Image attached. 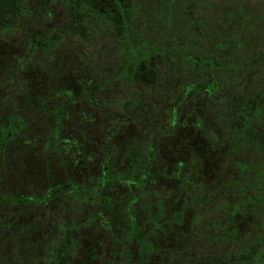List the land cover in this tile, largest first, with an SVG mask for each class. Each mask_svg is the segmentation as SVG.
I'll return each instance as SVG.
<instances>
[{
	"label": "rangeland",
	"instance_id": "374dc122",
	"mask_svg": "<svg viewBox=\"0 0 264 264\" xmlns=\"http://www.w3.org/2000/svg\"><path fill=\"white\" fill-rule=\"evenodd\" d=\"M68 3L24 0L17 26L0 29V119L27 126L0 187L17 196L0 203L13 233L0 230L10 238L2 258L46 264L67 237L56 264H106L108 253L112 264H180L181 251L230 259L250 243L264 264V151L232 125L264 134V0H135L132 41L174 58L150 86L121 76L129 55L111 26L86 20L81 37ZM51 91H62L55 124L36 106ZM50 127L64 143L45 160L37 136ZM106 148L110 169L95 189ZM132 155L145 173L122 180ZM144 194L167 216L183 208L179 225L151 239Z\"/></svg>",
	"mask_w": 264,
	"mask_h": 264
},
{
	"label": "trees",
	"instance_id": "16d2710c",
	"mask_svg": "<svg viewBox=\"0 0 264 264\" xmlns=\"http://www.w3.org/2000/svg\"><path fill=\"white\" fill-rule=\"evenodd\" d=\"M68 7L70 9L69 14L72 20V24L79 28V33H81V37L86 36V29L89 27L87 24H84L86 20H102L104 23L108 24L112 27L113 31H116L119 35L122 42L125 43L127 49V61L124 64L121 76L126 77L128 81H137L141 82L145 86H150L156 80L159 70L161 68V64L166 61L172 60L173 57L170 56L172 52L168 46H155L154 48L148 46V41L142 38L136 39V42H133L131 39L132 30L135 29V0H68ZM24 0H0V29H11L17 26L18 21L21 15L24 12L23 6ZM77 21V23L75 22ZM75 22V23H74ZM78 31V29H77ZM174 59V58H173ZM210 64H214L215 53L209 54L208 57L205 58ZM62 91H51L50 94L42 96L39 100L37 109L40 110L43 106L45 107L44 112L46 116H52L53 123H57L59 118L63 115V104H60L58 98H61L59 94ZM48 106V107H47ZM44 113V114H45ZM232 125L238 129L239 133L246 134L251 139L256 141L257 145L261 150L264 151V134L250 128L246 123L241 122L239 120H233ZM56 128H47L40 136H37L41 143V155L45 160L51 154H55L56 156H60V149L63 146V142H58L57 134H55ZM27 132V126L25 122L16 114L11 115L6 118L5 121L0 119V187L2 186V181L6 180V176H4L6 171H10L11 167L9 166V160L14 159L13 154H10L9 151L14 149H19L16 142H22L24 133ZM40 134V133H39ZM21 136V138H20ZM33 137V136H31ZM26 138V135L25 137ZM37 138V139H38ZM16 143L15 145H13ZM144 154L148 150V147H143ZM20 150V149H19ZM49 152V155L47 153ZM21 157V155L19 154ZM146 157V155H144ZM6 158V159H5ZM146 159V158H145ZM15 161V159H14ZM144 159L137 158L136 156H131L128 160V163L125 165L126 171L119 174V178L122 177V180L128 179V177L133 176L137 177L141 175L143 172L145 173V163ZM102 169L99 173V176L96 178L95 189H99L104 182L105 173L109 171V155L108 148H106V152L102 157ZM242 167L240 166V169ZM8 169V170H7ZM118 175V172L117 174ZM144 182L136 184V186L142 185ZM7 190H2L0 188V203L3 205L11 206L14 204L15 198H17L16 194L6 193ZM78 193L75 191L73 194ZM151 194V193H150ZM143 195L146 197L147 205L152 204L155 208L153 211H148L145 213L144 224L146 225V230H150V238L153 239L156 236H161V234H168L172 231L176 225H179L181 222L183 208L180 210H173L167 216L162 205V199L160 197L157 198L156 202L151 199V195ZM19 197V196H18ZM96 201V199L91 198V203ZM86 202V201H85ZM84 202V203H85ZM87 203V202H86ZM97 203V202H96ZM136 218V217H135ZM0 230H2V235L10 236L13 233L6 234V227L0 225ZM169 228V230H167ZM261 228L264 232V221H262ZM11 237V236H10ZM10 241V238H0V245L2 243ZM71 240L69 238H62V241L52 245L49 248L48 260L46 264H56L52 259L51 254L57 251L59 248L68 247ZM101 249L108 253L107 248H103L101 244ZM255 243H250L249 245H245L243 248L237 250V254L232 258H228L227 256H223L217 254L210 258L202 259L199 258L196 254H192L191 252L181 251L179 258L180 264H260L263 261V257L261 256V249H255ZM260 246V245H259ZM129 252L127 251V254ZM115 255L108 253V262L106 264H112V257ZM127 256V255H126ZM125 257V256H124ZM127 258H129L127 256ZM232 259V260H231ZM125 260V258H124ZM127 260V259H126ZM127 263V262H126ZM0 264H8L5 259L2 258L0 253ZM128 264V263H127Z\"/></svg>",
	"mask_w": 264,
	"mask_h": 264
}]
</instances>
